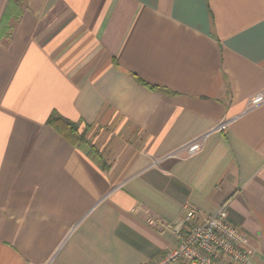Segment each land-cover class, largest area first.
I'll use <instances>...</instances> for the list:
<instances>
[{"label": "crops", "instance_id": "crops-1", "mask_svg": "<svg viewBox=\"0 0 264 264\" xmlns=\"http://www.w3.org/2000/svg\"><path fill=\"white\" fill-rule=\"evenodd\" d=\"M259 92L264 0H0V264H151L146 218L222 206L264 264Z\"/></svg>", "mask_w": 264, "mask_h": 264}, {"label": "built area", "instance_id": "built-area-1", "mask_svg": "<svg viewBox=\"0 0 264 264\" xmlns=\"http://www.w3.org/2000/svg\"><path fill=\"white\" fill-rule=\"evenodd\" d=\"M263 102L264 94L259 92L249 99L248 107ZM224 127L222 123L218 129ZM203 145L204 137L196 138L181 151L189 157L199 152ZM146 222L158 229L171 230L177 238L176 247L151 264H250L252 252L248 238L229 222L225 206L201 218L195 210L189 209L173 223L163 224L152 217L146 218Z\"/></svg>", "mask_w": 264, "mask_h": 264}, {"label": "trees", "instance_id": "trees-1", "mask_svg": "<svg viewBox=\"0 0 264 264\" xmlns=\"http://www.w3.org/2000/svg\"><path fill=\"white\" fill-rule=\"evenodd\" d=\"M47 122L71 143L76 144L85 141V134L88 129L87 126L80 128L79 125L65 120L55 114H51L48 117Z\"/></svg>", "mask_w": 264, "mask_h": 264}]
</instances>
